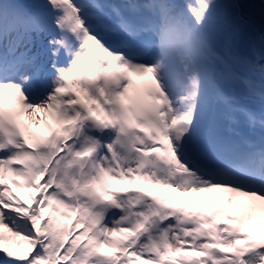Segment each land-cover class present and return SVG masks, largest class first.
Masks as SVG:
<instances>
[{
  "label": "snow or ice",
  "instance_id": "snow-or-ice-1",
  "mask_svg": "<svg viewBox=\"0 0 264 264\" xmlns=\"http://www.w3.org/2000/svg\"><path fill=\"white\" fill-rule=\"evenodd\" d=\"M0 264H264V0H0Z\"/></svg>",
  "mask_w": 264,
  "mask_h": 264
},
{
  "label": "bare ground",
  "instance_id": "bare-ground-1",
  "mask_svg": "<svg viewBox=\"0 0 264 264\" xmlns=\"http://www.w3.org/2000/svg\"><path fill=\"white\" fill-rule=\"evenodd\" d=\"M38 115L42 116L43 114L41 113V114H38ZM41 131H43V129H41ZM15 189L17 190L18 193H20V194H19V196H20L19 199L23 200V202H24L25 204H30V203H31V200H30V199L28 198V196L25 194V191H24V190L19 189V188H15Z\"/></svg>",
  "mask_w": 264,
  "mask_h": 264
}]
</instances>
